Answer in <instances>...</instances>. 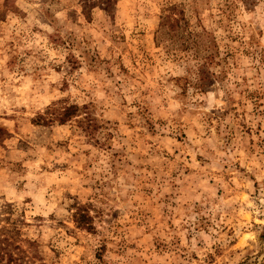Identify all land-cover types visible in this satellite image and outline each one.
<instances>
[{
	"label": "clouds",
	"instance_id": "1",
	"mask_svg": "<svg viewBox=\"0 0 264 264\" xmlns=\"http://www.w3.org/2000/svg\"><path fill=\"white\" fill-rule=\"evenodd\" d=\"M260 101L264 0H0V230L22 264H264Z\"/></svg>",
	"mask_w": 264,
	"mask_h": 264
},
{
	"label": "trees",
	"instance_id": "2",
	"mask_svg": "<svg viewBox=\"0 0 264 264\" xmlns=\"http://www.w3.org/2000/svg\"><path fill=\"white\" fill-rule=\"evenodd\" d=\"M181 19H184L183 16H181ZM179 24V21L173 22V27L177 26ZM91 124H89V128H91ZM83 212H87V208L82 209ZM13 253H18L17 255H13ZM27 255L24 249H22L20 246H16L11 244L8 241V238L3 237L2 240H0V260H4L5 257H7V264H22L24 257Z\"/></svg>",
	"mask_w": 264,
	"mask_h": 264
},
{
	"label": "rangeland",
	"instance_id": "3",
	"mask_svg": "<svg viewBox=\"0 0 264 264\" xmlns=\"http://www.w3.org/2000/svg\"><path fill=\"white\" fill-rule=\"evenodd\" d=\"M252 43H255V41L253 40ZM217 47H220L219 41L216 42ZM245 54H247V51L245 52ZM229 56H231V53H228ZM254 96H258L259 94H253ZM261 104H264V101H260ZM5 211L11 212L12 209L9 206L7 209H5ZM20 223H23V221H20ZM0 232H3V237L8 238V241L16 246H20L22 249H24L22 247L21 241H23V235H22V229L17 227L15 225V223L13 224L12 228H5L0 230ZM253 264H255V260L253 261Z\"/></svg>",
	"mask_w": 264,
	"mask_h": 264
}]
</instances>
